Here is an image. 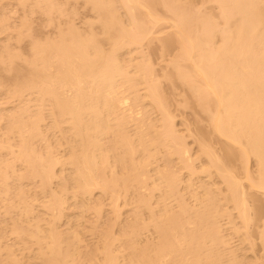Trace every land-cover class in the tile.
Listing matches in <instances>:
<instances>
[{
	"label": "bare ground",
	"instance_id": "1",
	"mask_svg": "<svg viewBox=\"0 0 264 264\" xmlns=\"http://www.w3.org/2000/svg\"><path fill=\"white\" fill-rule=\"evenodd\" d=\"M1 1L0 3L4 2ZM16 1L25 5L33 0L28 2L14 0V3ZM52 1L53 4L51 2L50 4L49 0H35L37 5L33 3L34 1L30 5H33L31 8L36 9H29V4L27 9L30 13H34L40 6L41 9H46L42 10L43 12L47 9L53 10L51 15L54 10L56 12L54 15L62 13L60 10L57 12L59 3ZM85 1L99 8L98 10L103 9L102 12L100 11L102 14L98 11L100 17L104 16L103 12L111 6L110 2L104 3L102 0ZM118 1L125 7L124 12L128 17L129 26L127 27L126 23V28L121 30L122 26L119 23L122 24L123 19L117 20L116 12L114 13L117 10L115 6L105 12L107 18H101L104 22L101 21L104 25L102 28L105 29L109 27L107 24L110 22L106 19L114 18L112 14L116 16L114 19L117 23L119 22L117 28L121 32L116 34L114 43L110 42L114 44L112 48L115 47L117 52H119L117 48L122 46L123 49L129 45L137 46L142 39L152 34L151 28L162 19L159 17L156 21L158 15L156 17L153 15L156 13L153 4L156 6L157 1L158 4L163 2V8L169 9L167 14L172 13L171 21L174 18L173 24L170 21V26L174 27L170 39L175 40V43L178 42L176 45L179 49V51L175 50L177 55L174 54L172 59L175 61V56H178L177 60L181 59L179 62L182 60L186 62L176 64L177 60L173 62L171 58L169 59L174 63L170 65L174 68L172 76L177 78L175 83L188 88L186 91L192 93L189 92L196 100L193 101L197 102L201 107L198 106L199 110L201 109L200 111H203L202 113L207 117L205 118L206 121L208 120L207 126L209 124L210 132L215 134L211 135L218 136V141L220 139L223 141L224 145L220 141L221 147L228 146L223 148L224 153L228 150L232 155L230 157L227 156L229 153L225 154V159L227 156L230 160L232 158L240 160L239 164L243 166L241 171L245 173L242 178L248 182L246 188H249V191L250 189L256 191L255 194L259 192L264 195V0H211L217 6L215 13L219 16V20L217 19L219 22L216 23L221 22V26L214 23L215 25L211 27L208 24L205 27L203 22H209L206 20L208 15L201 14L199 8L186 7L189 12L190 9L194 10V13L200 10L195 15L192 10L190 13L184 10L185 3L176 9L175 5L179 0H173V4L169 3L171 0H167L168 2L150 0L153 3L151 7V10L154 9L153 14L149 11L146 0L145 3L142 0ZM150 1L147 3H151ZM101 2L102 5L109 4V6H102ZM24 5L22 4L21 7L24 8ZM51 5L56 8L50 9ZM139 8L146 10L141 14L136 13ZM49 10L45 14L39 11L38 14L46 17L50 13ZM111 10H113L112 14ZM138 14L145 18L140 16L141 19H138ZM47 17L51 19L50 15ZM215 19L213 18V22L216 21ZM4 20L7 22L6 18ZM113 20L114 23L110 28L112 25H117ZM119 20H122V23ZM21 22L19 28L30 25L28 22ZM23 22L26 25L25 23L23 25ZM52 22L43 21L42 24L46 23L48 27L52 26ZM196 22L200 26H196ZM58 23H61V20ZM66 24L70 22L67 21ZM190 24L193 27H190ZM72 25L71 27L74 26ZM42 26L45 27V24ZM74 27L71 28L72 31L69 30L71 35L67 32L68 27H65L67 37L63 26V31L59 29L61 33L57 30L59 26L55 27L54 31H58L61 38L58 36L56 38V33L53 38L47 34L43 39L50 38L51 42L45 40L48 41L46 43L35 42L40 37L38 34V36L33 35L36 36L34 39L37 38L33 41L30 31L26 33L30 26L29 29L20 28L19 40H23L21 37L25 38V34L27 37L30 35L29 38L32 37L33 44H29L32 48L28 45L27 49L31 55L28 54L27 57L24 54L28 61L21 57L23 55L19 56L21 53L19 50L17 54L13 51L18 55L17 57L9 50L11 46L8 51L11 53L10 59L13 56L25 61L21 63L27 65L23 67L24 70L25 67L27 68L30 75L24 79H21L17 70L19 68L16 69L17 65H14L15 62H20L19 58L15 61L16 59L13 60L12 57L13 62L10 61L7 59L9 56L6 55L9 53L5 52L6 54L3 55L1 53L7 46L3 44V50L0 47V55L4 57V59L0 58L3 59L0 62L2 64L6 62L7 65L9 61L11 67L8 70L13 72L10 69L12 66L13 70H17L12 73V77L7 74L8 81L10 77L21 79L18 80L19 83L17 79H12L13 83L9 82L14 84L16 81L14 87L9 84L1 88L7 90L8 86H12L10 92L9 88L8 92L5 91L3 94H10L8 99L15 98L16 102L7 100L10 101L9 106L12 103L14 105L8 107L9 109L12 107L13 110L11 109V112L8 110L9 113L6 111L5 114L2 111H5L4 107L8 105L2 108L1 104L7 101L2 100L1 97L4 95L0 97L2 100V103L0 102V264H242L243 258L241 261L239 259L241 256H238L240 253L237 255L234 250L236 248L228 245L226 234L222 233L224 228L219 224L220 216L223 215L231 223L228 222L231 225L229 229L237 226L236 223L231 222L235 217H229L233 209L238 210L236 215L242 222L238 226L242 229H248L253 218L252 213V216L247 213L250 210L246 207L248 196H244L249 191L246 192L244 187H241L243 183H240L241 179L237 180V174L235 176L232 174L236 173L234 168L231 172L232 164L227 165L226 160L222 161L224 157L220 159L222 164L217 158L220 155L211 153L214 152L212 148L209 149L210 146L208 147V144L200 139L204 143L202 145L197 141V149L201 147L200 153L203 151L207 153L204 154L208 159L205 156H202V159L205 158L208 165L205 163L206 160L203 161L204 165L199 164L200 161L202 162L200 160L198 167L183 133L178 132V128L176 129L174 125V118L166 106L168 102L166 104L165 99L159 94L161 93L159 90L161 87L158 86L160 84L157 83L159 78L152 76L153 69L149 67L150 65L148 66L145 61H140L142 65L135 62L134 65L131 64L133 65L131 68L134 67L132 70L127 66H130V63L123 60L124 54L126 56L127 53L122 52V49H119L122 52H119L120 55L123 54L122 57L117 56L118 53L116 54L114 49L113 54L110 55L108 52L111 48H106L107 51L103 48L106 52L104 54L99 49L101 47L95 45L100 39L96 40L95 36L92 37L94 35L92 33L91 36L90 34L86 36V39L89 37L87 39H90L89 42L84 39L85 36L82 40L81 36L84 33L80 34ZM3 29L5 30V27ZM17 29L15 31L18 34ZM193 29H197L194 30L195 33ZM10 31L12 32L11 29ZM23 31H26L25 34ZM105 31L109 33L110 29ZM62 32L65 36H62ZM171 34L168 33L170 36ZM215 35L220 38V43L216 42L219 43L218 45L214 44V40H217ZM7 36L9 38L10 36H5L8 41ZM106 36L111 35L109 33ZM54 38L58 41L54 42ZM112 38L109 37L107 40ZM152 38L154 39L153 36ZM45 41L41 40V42ZM99 45L103 46V43ZM29 48L32 49L31 53ZM136 48L134 47L133 50L136 51L138 49ZM117 57L122 58L120 61L125 63H120ZM187 63L189 65L184 68ZM138 64L143 71L139 70ZM124 65L132 71L127 70ZM3 68L1 71L6 70H2ZM146 68H150L151 71ZM8 70L7 73L10 72ZM24 70L21 71L22 77H24L23 72H26ZM136 70L140 73L144 72L143 76L142 73L141 76L140 73L137 74ZM6 71L0 73L5 75ZM168 73H164L165 75L162 73V77L165 76L166 80L172 81ZM172 83L169 82V85ZM2 84L0 83V87ZM26 94L30 96L25 98ZM32 99L33 103L30 102ZM144 100H147V103L146 101L144 103ZM44 109L47 111L44 112L46 115L43 114ZM151 111L154 115H151ZM155 112L159 113V116H155ZM45 125L48 132L52 129L51 131L57 133L58 138L50 131L54 140L53 136L46 132L47 129L45 131L43 128ZM36 141L37 144L41 143L42 150L37 149ZM249 158L254 159L256 163L254 172L252 170L253 175L247 165ZM226 167H230V171ZM239 167L242 168L241 165ZM179 168L187 172L184 179L181 178L183 174L180 176ZM197 168H200V172ZM201 172L209 181L203 178L204 174L201 175ZM197 173L208 182L211 176L213 178L215 173L218 174L219 178L216 177L221 181L222 186L225 185V189L224 187L221 189L216 184L217 187L215 185L217 181L212 179L210 184L203 179L198 183ZM216 177L215 180H218ZM262 195L260 197L264 201ZM68 200H71L70 203ZM229 202H233L230 204L234 208L224 207ZM73 204H76L75 207L78 205L80 210L75 209ZM103 204L109 207L107 212L110 214L107 220L101 221L100 225L98 221L102 220L99 218L103 216L101 214ZM67 206L68 209L74 207L73 212L79 213L75 214L76 221H67L68 226L63 231L60 230L62 228H59L58 223L67 214L65 210ZM123 207L128 208L127 216H122ZM228 208L232 209L228 210ZM85 211L97 217L96 224L86 225L85 219L84 222L82 221V217L86 216L83 215ZM226 213L229 216H225ZM261 216L253 228V233L255 230L254 235L259 240L256 246L261 251L259 261L257 263L255 261V264H264V215ZM68 217L71 218L66 215V218ZM246 229L244 233V230L241 231V234L251 236L250 231ZM243 234L241 237L244 236ZM246 235L244 238L248 237ZM85 236H88L89 240L85 239Z\"/></svg>",
	"mask_w": 264,
	"mask_h": 264
},
{
	"label": "rangeland",
	"instance_id": "2",
	"mask_svg": "<svg viewBox=\"0 0 264 264\" xmlns=\"http://www.w3.org/2000/svg\"><path fill=\"white\" fill-rule=\"evenodd\" d=\"M1 1V0H0ZM2 1H4V2H2ZM1 2L2 3H0V17H1V19H0V23H2L3 25H1L0 24V47H2L1 49L3 50V44L4 45H6L7 47H4V52H2L1 51V53H2V55L3 54H6V53H9V54H6L7 55V59H10V52L8 51V49H9V47L11 46L12 47V49H11V47H10V51H14L16 54L17 53H19V51L22 53V51H25L24 53H19V56L20 55H23V56H21L22 58L24 57V58H26V60L28 61V59H27V55L29 54L28 53V51H27V49H28V47L29 46H31V45H29L30 43H32V37H33V35L35 34V35H39L40 37H38V39L39 38H41L40 40H38L37 38V40L36 39H34L36 36H34L33 37V41L34 40H36L35 42H38V41H40V43H46V42H48V41H50L49 39L50 38H53V36H55V34L54 33H56L57 35L55 36L56 38H58L59 37V35H60V30L61 31H63L62 30V26L64 27L63 29H64V33L66 34V31L67 30H65V27L67 28L68 27V31L67 32H69L68 34H70L71 35V31L73 30V29H71V28H73L74 26L77 28H75L76 29V31L78 30L79 31V33L81 34L82 32L84 33V34H82V36H81V39L82 40H84V39H86V36H88V34H90L89 36H91V34L93 33L94 35L92 36V37H96V40H99L100 39V41H99V43H103V46L102 45H99V43H97L96 41V46H100L101 48H99L102 52H104V54L106 53L105 51H107V49H110V51L108 52V53H110V55H112L113 54V52H114V50H116L115 49V47H113L112 48V45H114V44H110V42L112 43H114V38L116 37V34H118L119 32H121V30L122 29H124V28H126L125 26H126V23H127V27L129 26V20H128V22H127V16L125 15L126 13L124 12V10H125V7H123V3H120L119 4V1L118 0H102V1H104V3H106V2H110L109 4L111 5L109 8L110 9H112L113 8V6H115L116 7V11H114V13L117 15V17L114 15V14H112L113 12V10H111V12L110 11H108L107 13L109 14V12L114 16V18L116 17L117 18V20H118V18H120V19H123V23H122V20L120 21L122 24H120L119 22V25H121L122 27H121V30H120V28H119V30L120 31H118V28H117V26H118V23H117V21L114 19V18H112V20L113 21H115L116 23H117V25H112V28H110V25L111 24H113L114 22H112V20H110V19H106L107 20V22L108 21H110V22H108V26L109 27H107L106 29L105 28H102V25H103V20H101V18L102 17H105V12L109 9L108 7V9L107 10H105V12H103L104 14V16H101L100 17V15L102 14L101 12H102V10H101V8H100V10H98L99 8H97V7H95L94 5H91L90 3L88 4V1H85V0H55V2L57 1V3H59V4H57V8H58V10H57V12L60 10V12L62 11V13H57V14H60V15H63V16H60V15H58V16H60L59 18H60V20H61V23H58L60 20H57V19H59V18H57L58 16H57V14H55L54 15V13H56L55 12V10H54V13L51 15V11L53 12V10H49V9H47V11L49 10V12L50 13H48V15H50V18H51V16H53L50 20L51 21H53L52 22V26H48V27H46L47 26V24L46 23H44L45 24V27H43L42 25H44V24H42V22L44 21H46V22H51L50 20H49V17H47L48 18V20H46V17H44V16H42L41 14H38V12L39 11H41V13L43 12L42 10H46V9H44L43 8V6L41 5V7L43 8V9H41L40 8V6H39V8H37L38 9V11L37 10H35L34 11V13L33 12H31L30 13V10L29 9H33V7L31 8V6H33V5H30L33 1V3H35V0H31L32 2H30L29 1V3H27L28 2V0H27V2L26 1H24V2H26L27 4H25L24 5V3H22L21 2V4H18L19 2H15L14 3V0H2ZM19 1V0H18ZM52 1V0H51ZM50 0H49V3L51 2ZM143 2L145 1V0H142ZM148 1H150V0H146V4L149 6V11H151V14H153L154 12H153V10L155 9V12L157 13H154L153 15H155L154 17H156V15H158V17H157V19H156V21H158V19H159V17L161 18L162 17V19L160 20L159 19V22H156V25H154V28L152 27L151 28V32H152V30H153V32H152V34L151 35H149L147 38H145L144 40L142 39L141 40V42H139L140 44H137V46L136 45H134L133 47H132V45H131V47H130V45H129V47H124V49H123V46H122V48L120 47V48H117L118 49V51L120 52L121 50H119V49H122V52H124V53H127L126 54V56H125V54H124V58L125 59H123L125 62H127L128 61V63H130V66L129 65H127L129 68H131L133 65H134V63L136 62V63H141L142 61H145L147 64H148V66L150 67V68H152L153 70H152V73H153V75L152 76H154L155 75V77H157V78H159L158 79V81L159 82H157L155 79H157V78H155V79H153L154 81H156L158 84H160V85H158L159 87H161L159 90L161 91V93H159L160 95H162V97L161 98H164L165 99V101H164V99H162L166 104H167V102H168V104L166 105L167 106V109H168V112H170L171 113V116L174 118V125H175V127H176V129L178 130V132H180L182 135H184V138H185V142L187 143V145H188V147H189V149L191 150V152L193 153V156H195V163L198 165V163H199V161L200 160H202V162L200 161V163L199 164H203V161H205L206 159L205 158H207L206 156H205V154H207V153H205V151H203V152H201L200 153V151H199V149L201 148H199V149H197L198 148V142L197 141H200V139H202V141H204V142H206L207 144H208V147L210 146V148L209 149H211L212 148V150L214 151V152H211V153H214V154H216V155H218L219 157H217L218 159H219V161L222 163V161H224V160H226L225 161V163L226 162H228V164L227 165H231L232 164V168H231V172H233V170L236 172V173H232L234 176H235V174H237V176L239 177H237V180L239 181V179H241V182L240 183H243V185L241 186V184H240V186L241 187H244V189L246 190V192H248L249 190V188L247 189L246 188V185L248 186V184H246V183H248V182H246V180L245 179H243L244 177V175H243V173L244 172H242L241 170H243V166H242V164H239V159L238 158H232L231 160L230 159H228L227 158V156H230L231 157V155L232 154H230V152H228V150H226L227 151V153H229V155H227V153L225 152L224 153V149L223 148H227L228 146H224V147H221L222 145H224V143H223V141H221V139H220V141L223 143L222 145H221V143H220V141H218L219 139H218V136H213V135H215V134H213V133H211L210 131H211V129H210V127H209V124H208V126H207V123H208V120L206 121V119H207V117L206 116H204L205 115V113L203 114L200 110H199V108H201L199 105H197V102H194L193 100H195L194 99V97H193V95L191 96V94L189 93V92H187L188 91V88L185 86V85H180L179 83H175V78L176 77H174V75L172 76V74H174L173 72H172V70L174 69L173 68V66H171L170 65V63L173 61V56H174V54H175V50H177V51H179V49H177L178 48V46L176 45L177 43H175L173 40H172V38L170 39V37H172V34H171V32H172V30H174V29H172V28H174V27H172V26H170L171 25V23L173 24L174 23V18L172 19L173 21H171V18L173 17V16H171L170 17V14H172L171 12H169L170 14H167L168 13V11L167 10H169L168 8H166V7H164V8H166V9H164L163 8V6H162V4H163V2L161 3V4H158L156 1V3L155 4H157L156 6L151 2V3H147ZM167 1V0H166ZM172 1L173 0H171L169 3H172ZM176 1V0H175ZM178 1V0H177ZM8 2V3H7ZM52 2H54V1H52ZM51 2V3H52ZM89 2H91V1H89ZM94 2V1H93ZM164 2H165V0H164ZM168 2V1H167ZM174 2V1H173ZM211 2H213V1H211V0H179V3L181 4H176V5H179V6H176L175 4V7H176V9H177V7H182V5L184 4V10L186 9V7H188L187 9H189V8H192L193 9V7H194V9H196V7L197 8H199L202 12H204V13H202L200 10H197L198 12L200 11V13L201 14H206V15H208L207 16V18L208 19H206V18H204V16H202L204 19H206V20H208L209 22H207V23H205L206 21H204L203 23H204V25H205V27H206V25L208 24V26H214L215 24L216 25H220L221 26V22L220 23H216V22H219L218 20H219V16H218V14L217 13H215L216 12V5H214L215 3L213 2V3H211ZM4 3V4H3ZM7 3V4H6ZM32 3V4H33ZM50 3V4H51ZM92 3V2H91ZM145 3V2H144ZM160 3V2H159ZM168 3V4H169ZM183 3V4H182ZM6 4V5H5ZM24 5V8L23 7H21V5ZM30 6H29V5ZM36 4V3H35ZM53 4V3H52ZM56 3H54V6H56L55 5ZM92 4H95V3H92ZM109 4H103L102 5V2H101V4L100 5H102V6H104V5H108L109 6ZM152 4H153V10H151V7H152ZM173 4V3H172ZM187 4V5H186ZM3 6V8H2V6ZM20 5V6H19ZM37 5V4H36ZM93 7H91V6ZM19 6V7H18ZM27 6H29V9H27L28 7ZM37 6V7H38ZM155 6V7H154ZM52 5L50 6V9H52ZM106 7V6H105ZM105 7H104V9H105ZM114 7V8H115ZM171 7H172V5H171ZM22 8V9H21ZM47 8V7H46ZM49 8V7H48ZM54 9L56 8V7H53ZM34 9H36V8H34ZM33 9V10H34ZM97 9V10H96ZM178 9H180V8H178ZM182 9V8H181ZM186 9V10H187ZM192 9H190V12H191V10ZM4 10V11H3ZM27 10V11H26ZM29 10V11H28ZM64 10V11H63ZM144 10H146V8H139V9H137V12H136V10H135V12L136 13H140L141 14V12L142 11H144ZM185 10V11H186ZM3 11V12H2ZM32 11V10H31ZM47 11H44L43 13L45 14ZM98 11L101 13L100 15H98ZM126 11V10H125ZM181 11V10H180ZM180 11H179V13H180ZM194 10H192V12H193ZM197 11L194 13V15L195 14H198L197 13ZM64 12V13H63ZM153 12V13H152ZM186 12H188V13H190L189 12V10H187ZM3 13H4V17H3ZM29 13V14H28ZM106 13V14H107ZM188 13H185L186 15L188 14ZM111 14H109L110 16H111ZM140 14H138L137 15V17H138V19H141V17L143 18V15L141 16ZM182 14L184 15V13H183V11H182ZM42 17H41V16ZM185 15V16H186ZM189 15V14H188ZM206 15H205V17H206ZM56 16V17H55ZM107 16V15H106ZM110 16H108L109 18H110ZM125 16V17H124ZM141 16V17H140ZM209 16H210V18H209ZM217 16V18L215 19V17ZM187 18H188V16H186ZM189 17H191V16H189ZM212 17V18H211ZM3 18V19H2ZM4 18H6L7 19V22L4 20ZM43 18H44V20H43ZM105 18H107V17H105ZM105 18H104V20H105ZM145 18V17H144ZM143 18V19H144ZM213 18L216 20V21H214L213 22ZM67 19V20H66ZM142 19V20H143ZM146 19H147V17H146ZM145 19V20H146ZM203 19V20H204ZM211 19V20H210ZM218 19V20H217ZM4 20V22H2ZM56 20H57V22H56ZM63 20V21H62ZM70 20V21H69ZM106 20H105V22H106ZM145 20H143V21H145ZM202 20V21H203ZM220 20H221V18H220ZM21 21H25V22H28L29 24V26H30V29L27 27V26H24V27H20V28H28L29 30L26 32V31H23V33L24 32H26V33H28L29 31H30V33L32 34L31 36V38H29L30 37V35H29V37H27V34H25V38L24 37H21V38H23V40L21 41V40H19L18 39V37L20 38V36H19V34H20V31L19 30H21L20 28H19V24H20V22ZM67 21L68 22H70V24H66L67 23ZM101 21L103 22V23H101ZM170 21H171V23H170ZM222 21V20H221ZM25 22H23V25H24V23ZM106 22V23H107ZM124 22H125V24H124ZM211 22H213V23H211ZM7 23V24H6ZM56 23H58V25H55ZM129 23V24H128ZM170 23V24H169ZM198 22H196V24H197ZM215 23V24H214ZM9 24V25H8ZM21 24H22V22H21ZM51 24V23H50ZM74 26H73V25ZM193 26H194V28H195V23L193 22ZM214 24V25H213ZM23 25H21V26H23ZM25 25H26V23H25ZM49 25V24H48ZM61 25V26H60ZM71 27V25L73 26V27H69V26ZM106 24H105V26H107ZM6 26H8V27H6ZM42 26V27H41ZM58 27L59 26V28L57 29V30H59V32L57 31H54L56 28L55 27ZM104 26V25H103ZM192 26V24H190V27H193ZM196 26H200L199 24H197ZM207 26V27H208ZM5 27V30L3 29ZM11 27V28H10ZM12 27H13V29H12ZM120 27V26H119ZM131 27V26H130ZM129 27V28H130ZM170 27H171V29H170ZM210 27H208V28H210ZM216 27V26H215ZM8 28V29H7ZM12 30V32L10 31V29ZM17 28H19V29H17ZM26 28V29H27ZM197 28V27H196ZM199 28V27H198ZM3 29V31H1ZM17 29V31H19V33L17 34L16 33V30ZM25 29V30H26ZM71 29V31H69ZM108 29V31H109V29H110V31H109V33H110V35L111 36H109L110 37V39H111V37H113L112 38V40H107V39H109V37H105V35L106 34H109V33H107L105 30H107ZM192 29V28H191ZM194 30L195 29H193V33H195L194 32ZM197 30V29H196ZM195 30V31H196ZM9 31H10V33L12 34H10L9 33ZM15 31V32H14ZM36 33H35V32ZM42 33H41V32ZM48 31V32H47ZM103 31H104V33H103ZM154 31H155V33H154ZM15 34H14V33ZM33 32V33H32ZM53 32V33H52ZM170 32V34H171V36L170 35H168V33ZM191 32H192V30H191ZM2 33V34H1ZM7 33V34H6ZM22 32H21V34L24 36V34H23ZM51 33V34H50ZM78 33V34H79ZM51 35V37L49 38V39H46V38H44L43 39V37H44V35ZM54 34V35H53ZM65 34H63V32H62V36H65ZM86 34V35H85ZM6 35H9L10 36V38L8 37V41H7V38L5 37ZM15 35H17V37L15 36ZM37 35V36H38ZM112 35H114V36H112ZM4 36V37H3ZM58 36V37H57ZM69 36V35H68ZM85 36V38L83 39L82 37H84ZM152 36L154 37V39L152 38ZM215 36H216V39L217 40H214L215 39ZM214 36V38H213V40H214V44L216 43V42H219L220 43V38L218 37L217 38V36L218 35H215ZM17 39H16V38ZM46 37V36H45ZM66 37H67V34H66ZM80 37V36H79ZM91 37V38H92ZM94 37V38H95ZM105 37V38H104ZM14 38V39H13ZM56 38H54V40H52V41H54V42H57L58 41V39L56 40ZM59 38H61V37H59ZM89 37H87V39H88ZM98 38V39H97ZM86 39V40H87ZM93 39V38H92ZM152 39V40H151ZM167 39H170V41H168ZM3 40V41H2ZM4 40H6V41H4ZM21 41L20 43H18L19 41ZM31 40V42H29L28 43V41H30ZM41 40L43 41H45V40H48V41H45V42H41ZM90 40V39H89ZM89 40H87V42H89ZM95 40V39H94ZM116 40V39H115ZM151 40V41H150ZM11 41V42H10ZM148 41H150V42H148ZM5 42H6V44H5ZM10 42V43H9ZM51 42V41H50ZM94 42V43H95ZM167 42H169V43H167ZM175 43V45H173V43ZM7 43H9V44H7ZM91 43H93V42H91ZM218 43V44H219ZM33 44V43H32ZM98 44V45H97ZM167 44V45H166ZM180 44V43H179ZM217 43L215 44V45H218ZM29 45V46H28ZM139 46H141V47H139ZM134 47H137L136 49V51H134L135 49H134ZM7 48V49H6ZM31 48H32V46H31ZM31 48H29L30 50H29V52L31 53ZM103 48L105 49V51H103ZM107 48V49H106ZM132 48V50H130V51H132L133 53H130V51H129V49H131ZM180 48V47H179ZM0 49V50H1ZM114 49V50H113ZM125 49H128V50H125ZM134 49V50H133ZM19 50V51H18ZM123 50H125V51H123ZM111 51H112V53H111ZM127 51V52H126ZM6 52V53H5ZM13 52V53H14ZM27 52V53H26ZM117 52V50H116V54H117V56H120V57H122L123 56V54H121L120 55V53H122V52ZM14 53V54H15ZM107 53V54H108ZM13 54V55H14ZM15 54V55H16ZM24 54H25V56H27V57H25L24 56ZM5 55V56H6ZM14 55V56H15ZM29 55H31V54H29ZM109 55V54H108ZM175 55H177V54H175ZM18 55H16L15 57H17ZM3 58L4 59V57L3 56H1L0 55V58ZM12 57L13 56H11V59H12ZM15 57H13L14 59L13 60H15L16 58ZM120 57H117L118 58V60L120 61L122 58H120ZM19 58V57H18ZM17 58V59H18ZM22 58H19L18 60H20V62L19 61H17V59L15 60V61H17V62H15L14 63V65L16 66H14L16 69L17 68H19V69H17L18 70V72H19V74H20V76H21V79H24L25 77H28V75H30L29 74V71L27 70V65H26V67H25V69L26 70H24V67L23 66H25V65H23V63L25 62V61H23L22 60ZM31 58V57H30ZM171 58V59H170ZM177 58H179L178 56H175V61L177 60ZM3 59H1V60H3ZM7 59H6V61H7ZM10 59V61H12L13 62V60H11ZM130 59V60H129ZM169 59L170 60H172V61H169ZM0 60V61H1ZM22 60V61H21ZM30 60V59H29ZM179 60H181V59H179ZM179 60H177V62H175V61H173V62H175L176 64L178 63H180V62H182V61H184V60H182V61H180L179 62ZM123 61V63L120 61V63H122V64H124L125 62ZM141 61V62H140ZM167 61H169V62H167ZM185 61H187V60H185ZM5 62V60L3 61V63ZM18 62H19V66H18ZM21 62H23V63H21ZM188 62V61H187ZM6 63V62H5ZM2 64V62H0V65H1V67H0V72H5L6 70H8L9 69V67H11V63H9V61H7V65L6 64ZM9 63V64H8ZM146 63H144V64H146ZM167 63H169V64H167ZM182 63H186V62H182ZM189 63V62H188ZM186 64V66H184V64H182L183 66H184V68L186 67L187 68V65H189V64ZM127 64V63H126ZM125 64V65H126ZM131 64H133L132 66H131ZM146 64V65H147ZM172 65L174 64V63H171ZM181 64V63H180ZM3 65H6V66H8V65H10V66H8L7 68H3V67H6V66H3ZM12 65H13V63H12ZM22 65V66H21ZM124 65V67L125 68H127L126 66ZM141 65H142V63H141ZM166 65H167V67H166ZM3 66V67H2ZM148 66H146V67H148ZM170 66V67H169ZM138 67L140 68L141 66H140V64H138ZM137 67V68H138ZM143 67V66H142ZM167 69H166V68ZM172 67V68H171ZM1 68H3L2 70H4V69H6L5 71H1ZM129 68H127V70H129ZM147 69V70H150L151 71V69ZM188 68H189V66H188ZM13 72L16 70H13V66H12V68H10ZM26 71V72H23V76L24 77H22V75H21V71ZM132 70L134 69V67L133 68H131ZM129 70V71H132V70ZM144 69V71H146L145 70V68H143ZM190 69V68H189ZM16 70V71H17ZM139 70H142V68H140ZM10 70H8V72H9ZM15 71V72H16ZM138 70H136V72H137ZM143 71V70H142ZM11 72V71H10ZM7 73V71H6V73H5V75L3 74V73H0V83L2 84V81H3V84L1 85V87H0V89L1 88H3L4 87V85L6 86V85H9L10 83L9 82H12L13 80H16V79H14V78H12L11 79V75H12V73L13 72H11V73ZM17 72V73H18ZM28 72V73H27ZM169 72V73H168ZM134 73V72H133ZM132 73V74H133ZM140 72L138 71L137 72V74H139ZM142 73V72H141ZM141 73L139 74L140 76H141ZM144 73V72H143ZM143 73H142V76H143ZM162 73H163V75H165L164 73H168V76L170 77V75H171V79H172V81H169V80H166L167 78L165 77H162ZM9 76H11L10 77V80L8 81V75ZM19 74H17V76L16 77H18V75ZM131 74V75H132ZM26 75V76H25ZM134 75H135V73H134ZM13 76H15V74L13 75ZM20 76H19V78H20ZM5 77V78H4ZM139 77V76H138ZM168 77V78H169ZM141 78V77H140ZM145 78H146V76H145ZM5 79H7V80H5ZM21 79H17V83H19V81L18 80H21ZM170 79V78H169ZM146 80H147V78H146ZM176 80H177V78H176ZM7 81V82H6ZM22 81H24V80H22ZM21 81V82H22ZM170 83H172L173 81V83L172 84H170V85H172V86H170L169 85V82ZM177 82H179V81H177ZM6 83V84H5ZM13 83V82H12ZM11 83V84H12ZM154 83V82H153ZM10 84V85H11ZM15 84H16V81H14V84H12V86L14 85L15 86ZM11 86V87H12ZM13 86V87H14ZM157 86V87H158ZM183 86H185V87H183ZM11 87L10 86H8V88H7V90H0L1 92H0V97L2 96V95H4V96H2L1 98H2V100H4V102L5 101H7V100H10V98L11 97H9V99H8V96H10V94L8 95L7 93H5V94H3L5 91L6 92H8V90H9V88H10V90H9V92L11 91ZM172 87H173V89H172ZM158 89V88H157ZM158 90V91H159ZM187 90V91H186ZM159 91V92H160ZM165 94V95H164ZM190 94V95H189ZM27 95V94H26ZM25 95V98L27 97H29L28 95L26 96ZM192 97H193V99H192ZM0 98V99H1ZM2 100H0V102L2 103ZM168 100V101H167ZM10 101H13L14 103L16 102L15 101V98L13 99V100H10ZM9 101V102H10ZM145 101H146V103H147V100H144V103H145ZM196 101V100H195ZM9 102L7 101L5 104L4 103H2V104H4V105H2L1 104V106H2V108H3V106H6V105H8V106H6L7 108L9 107L10 108V106H12V104L14 105V103H10L11 105L9 106ZM30 102H32L33 103V99H32V101H30ZM35 103H37L36 101H34ZM34 103V104H35ZM196 103V104H195ZM33 105V104H32ZM34 106V105H33ZM33 106H31V108L32 109H34L33 108ZM198 106H199V108H198ZM6 107H4L5 108V111H2V112H5V114H6V111H7V113H9L8 112V110L11 112V109L13 110V106L11 107V109H7ZM4 110V109H3ZM154 110V109H153ZM46 111V109H44L43 110V114H45L46 115V113H44ZM1 112V113H2ZM47 112V111H46ZM4 114V113H3ZM154 115V113L151 111V115ZM159 113H157V112H155V116L156 115H158ZM1 115V114H0ZM159 116V115H158ZM157 116V117H158ZM48 118V117H47ZM206 118V119H205ZM48 120V119H47ZM46 120V121H47ZM49 121V120H48ZM47 121V122H48ZM46 122V123H47ZM50 123V122H49ZM3 125V124H2ZM46 127V125L43 127V128H45ZM46 129H47V131H46ZM51 128H49V130H50ZM52 130V129H51ZM50 130V131H51ZM45 131L46 132H48V128H45ZM49 131V132H50ZM204 131V132H203ZM48 132V133H49ZM52 132L53 131H51L50 133L52 134ZM210 132V133H209ZM47 133V137L49 138V134ZM200 135H199V134ZM50 134V136L52 137L54 134H55V132H53V135H51ZM211 134H213V135H211ZM55 136H56V138H58V135H57V133L55 134ZM47 138V139H48ZM53 139L55 140V138H54V136H53ZM50 140H51V138H50ZM50 140H48V141H50ZM54 140H51V142L53 141V143H54ZM37 142L38 141H36V144H37ZM57 142V141H56ZM201 142V141H200ZM199 142V144H200V146H201V143ZM203 142V143H204ZM53 143H52V145H53ZM203 143H202V145H203ZM35 144V145H36ZM41 144V143H40ZM40 144L38 143L37 144V149H41L42 150V145H41V148H40ZM54 145H56V143L54 144ZM226 145V144H225ZM39 146V147H38ZM205 146L207 147V145L205 144ZM204 146V147H205ZM207 147V148H208ZM208 149V150H209ZM201 151H202V149H200ZM207 150V149H206ZM212 150H209V151H212ZM197 151H199V153H197L196 154V152ZM222 151H223V153H222ZM205 153V154H204ZM161 154V153H160ZM201 154V155H200ZM225 154L227 155L226 156V159H225ZM163 155V154H162ZM162 155H158L159 157L160 156H162ZM198 155H199V157H198ZM223 155V156H222ZM201 156V157H200ZM202 156L204 157L205 156V158L204 159H202ZM234 156V155H233ZM222 157H224V159L222 160ZM208 159V158H207ZM222 161H221V160ZM227 159H228V161H227ZM236 160H238V162L236 161ZM254 159H252V158H249V163L247 164V162H246V164L249 166V168L248 169H250L251 168V170H249V171H251L250 173H252V170H253V172H254V169L256 168L255 166V164L256 163H254L255 161H253ZM208 163V161L206 160L205 161V163ZM204 163V164H205ZM206 163V164H207ZM224 163V164H225ZM153 164H155V163H153ZM203 164V165H204ZM223 164V163H222ZM239 164V165H238ZM208 165V164H207ZM226 164H225V166H227ZM233 165H235L234 167H233ZM241 165V167L242 168H240L239 166ZM237 166V167H236ZM198 167H200L199 165H198ZM205 167H206V165H205ZM231 167V166H230ZM230 167H226L228 170H229V168ZM234 168V169H233ZM178 169V168H177ZM180 169V168H179ZM198 169V168H197ZM233 169V170H232ZM239 169V170H238ZM200 170V168L198 169V172H200L199 171ZM179 171H181V174H180V176H181V178H183L185 175H187V172H185L186 170L185 169H180ZM230 171V170H229ZM183 172V173H182ZM180 173V172H179ZM202 173V172H201ZM198 175H199V173H197ZM204 173H202L201 175H203ZM245 174V173H244ZM198 175H196V176H198ZM201 175H199L198 176V178H199V182L197 181V177L195 176V179H196V181L198 182V183H200V181L202 182V179L203 178H206L205 177V174L203 175V178H202V176ZM218 175V174H217ZM216 175V173L213 175V178H212V176L210 177L211 179H212V181H217L216 183H215V185L217 184L221 189H223V187L225 186L224 184V186H222V183H221V181L218 179L219 177V175L217 176ZM252 175H253V173H252ZM218 179V180H215V177ZM186 177V176H185ZM208 177V176H207ZM243 177V178H242ZM209 178V179H210ZM184 179V178H183ZM187 179V178H186ZM201 179V180H200ZM211 179H210V182H208L209 180H208V178H206V180H208V181H206V180H204L203 179V181H206V182H208L209 184L211 183ZM194 180V177L192 178V181ZM195 182V181H194ZM197 182H195L196 184H197ZM219 182V183H218ZM213 183V182H212ZM214 185V184H213ZM216 185V186H217ZM215 186V187H216ZM217 186V187H218ZM224 189H225V187H224ZM242 190H243V188H242ZM245 190H243V191H245ZM248 190V191H247ZM225 191V190H224ZM253 191V192H252ZM252 192V193H251ZM255 192L256 191H254V190H251L250 189V191L248 192V193H245L244 194V196H248L247 197V201H246V199H245V201L248 203L247 205L248 206H246V207H249L250 208V210L247 212V213H249V215L250 216H252L251 215V213L253 214V218L251 219V221H250V223H249V228L248 229H246V228H244L243 226V228L244 229H242L241 228V226L239 227L238 225L240 224V223H242V222H240V218H239V216H237L236 215V213H238V210L237 209H233V210H231V213H229L231 216H229V215H227V213L225 214V216L227 215V216H229L230 218H232V216L233 217H235L233 220H231V222H234V224L236 223L237 224V226H235L233 223V226H235L236 227V230H234V228L232 229V228H230L229 229V227L231 226L230 224V222L229 221H227V218L226 217H224L223 215L222 216H220V221H219V224L220 225H222L221 227L222 228H224V230H223V234L226 236L225 238H227L226 240H227V243H229L228 245H230L231 246V248L233 247V248H236V249H234L235 250V252H237V255L240 257L239 259L241 260L242 258V264L244 263V261H245V263L244 264H252V263H254L255 264V261H256V263L259 261V255H260V253H261V251H259L258 250V247L256 246L257 245V243H258V241L259 240H257V238L255 237V235H254V233H255V230H254V233H253V228H255V225L257 224V221L258 220H260L261 219V215H264V204H262V203H264V201H262L261 200V195L262 194H260L259 192H257V194H255ZM259 193V194H258ZM247 194V195H246ZM255 194V195H254ZM184 195H186V194H184ZM262 196H264V195H262ZM71 201V200H70ZM70 201L68 200V203H70ZM245 202V203H246ZM232 204L233 202H229L228 204ZM261 204V206H258L259 204ZM228 204H226L224 207H230L231 206V204L230 205H228ZM257 204V205H256ZM75 205L76 204H73V206L75 207ZM105 204H103L102 206H103V210H101V211H103L101 214L103 215V216H100V218H99V220L102 218V220H100V222L98 221V223L101 225L102 223H101V221H103V220H107L108 219V217H109V215L108 214H110L109 212H107V210H109V209H107V208H109L107 205V207L106 206H104ZM71 206V205H70ZM78 206V205H77ZM75 207V209H79L78 207ZM255 206H256V209H255ZM68 207L69 206H67L66 207V215L67 216H70L71 218L69 219V217L68 218H66V215H65V217H62V221L60 222V220H59V228H62V229H60V230H65L66 228V226H68V222L71 220V221H76V220H74V218H76L75 217V214L76 215H78V211L77 210H75V211H77V213H75V212H73L74 210L72 209V208H74V207H71V208H69L68 209ZM128 208H129V206H127ZM127 207H123V209H122V212H123V214H122V216H127V213H128V208ZM231 207H233L234 208V206L232 205ZM259 209H258V208ZM105 208V209H104ZM249 208H247V209H249ZM230 209H232V208H230ZM229 208H228V210H230ZM258 209V210H257ZM80 210V209H79ZM237 210V211H236ZM105 211V212H104ZM73 212V213H72ZM69 213V214H68ZM105 213V214H104ZM107 213V214H106ZM124 213H126V214H124ZM71 214V215H70ZM72 214H73V216H72ZM89 214V215H88ZM82 214L80 213V216H81ZM85 216V217H82V216ZM83 215L81 216L83 219H82V221L85 219V222L84 223H86V225L87 224H89V223H93V224H96L97 223V220H95V218L97 219V217H95L92 213H86V211H85V214L83 213ZM105 215H107L106 217H105ZM235 215V216H234ZM80 216H78V217H80ZM92 217H94L93 219H92ZM105 217V218H104ZM219 218V217H218ZM260 218V219H259ZM69 219V220H68ZM79 219V218H78ZM92 221H91V220ZM219 220V219H218ZM68 221V222H67ZM70 221V222H71ZM230 224H229V223ZM108 223V222H107ZM109 223H110V221H109ZM108 223V224H109ZM67 224V225H66ZM98 224V225H99ZM258 224H260V222H258ZM229 225V226H228ZM232 226V227H233ZM58 228V229H59ZM97 228H101L100 226H97ZM115 229V228H114ZM113 229V230H114ZM240 229V230H239ZM245 229L246 230H249L250 231V235L251 236H249V234L248 235H246V234H243L244 232H245ZM63 230V231H64ZM233 230V231H232ZM244 230V231H243ZM241 231H243V235L245 236H248L247 238H244V236H242L241 237ZM249 233V232H248ZM241 234V235H240ZM88 239L89 237L88 236H85V239ZM242 238H244V239H242ZM89 240V239H88ZM254 242V243H253ZM229 246V247H230ZM237 250H239V251H237ZM242 252V253H241ZM244 252V253H243ZM243 255V256H242ZM245 257V258H244ZM249 258V259H248ZM246 259H248V261H246ZM258 259V260H257ZM250 260H252V261H250ZM248 262V263H247Z\"/></svg>",
	"mask_w": 264,
	"mask_h": 264
}]
</instances>
